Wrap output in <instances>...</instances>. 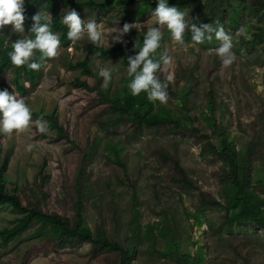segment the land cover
<instances>
[{
	"label": "rangeland",
	"instance_id": "374dc122",
	"mask_svg": "<svg viewBox=\"0 0 264 264\" xmlns=\"http://www.w3.org/2000/svg\"><path fill=\"white\" fill-rule=\"evenodd\" d=\"M57 1L60 13L65 7L73 8L82 21L94 17L105 28L116 18V27H121L129 14L120 7L78 9L73 2L64 6L62 0ZM182 11L185 19L194 18V9ZM149 18L130 24L143 34L147 26L155 24ZM225 24V31L232 34L234 53L228 66L222 65L213 51L218 46L215 40L196 44L185 37L186 30L180 45L161 26L159 52H166L171 59L161 66L159 75L171 85L179 77L182 88V72L191 74V91L180 93V88L171 86L166 88L164 103L154 102L156 111L167 108L189 126L179 132L169 127L145 128L133 135L129 124L105 125L116 115L96 92L75 85L79 79L94 87L96 78L72 65L88 58L89 66L97 72L100 61L112 72L103 87L110 94H122L128 78L127 62L123 57L90 54L92 43L86 37L68 46L59 45L56 56L39 69L37 84L30 87L25 82L28 91L19 93L26 97L32 120L47 121L48 130L41 133L30 123L11 133L0 132V170L6 188H16L24 206L33 201L47 213L73 219L79 194L76 180L84 170L80 193L85 192L83 213L88 225L94 230L104 223L111 238L133 248V264H264V229L221 228L224 210L208 206L204 200L226 204L228 192L218 178L220 163L211 154H201L207 142L217 145L222 132L237 150L259 139L264 151V44L254 49L247 45L259 26L264 27V21L251 17L243 8L238 14H228ZM0 33L9 42L22 36L12 32L11 25L0 28ZM129 38L135 40L129 32L122 43L128 46ZM99 45L115 44L109 39ZM12 77L11 69L0 70V84L6 89H13ZM37 113L54 114L64 135ZM162 154L178 159L192 186L176 181L173 161ZM252 188L264 203L261 162L254 163ZM202 193L206 197L202 198ZM20 216L17 209L2 207L0 231L11 228ZM37 229L38 224L33 225L7 245L0 237V264H112L114 260L113 254L93 256L88 243L59 247Z\"/></svg>",
	"mask_w": 264,
	"mask_h": 264
},
{
	"label": "trees",
	"instance_id": "16d2710c",
	"mask_svg": "<svg viewBox=\"0 0 264 264\" xmlns=\"http://www.w3.org/2000/svg\"><path fill=\"white\" fill-rule=\"evenodd\" d=\"M64 6H69L72 2L78 9L98 8L106 11L112 7H120L124 10H129L126 16V21L132 23L135 20L143 19L150 15V10L155 7L156 0H62ZM169 5H174L178 9L185 8L194 9V19L198 23H211L219 21L224 29L225 21L228 14L234 12L238 14L241 9H246L250 16L257 18L259 21H264V0H168ZM231 9L232 11H230ZM40 10H47L52 16V31L60 36V45L68 46L70 40L66 38V26L59 23L60 5L57 0H25L24 3V22L25 28L28 30L31 25V16ZM235 24L238 20H234ZM236 26V25H235ZM130 34L135 37L127 39L128 46L123 43H117L112 47H103L92 44L90 54H97L100 57H123L127 62V57L135 54L133 44L142 40V33L137 29L132 28ZM185 37L191 40L190 33L187 32ZM9 41L2 35L0 37V70L11 69L13 72L12 85L13 89L8 91H17L24 94L29 88L25 86V82L34 87L40 75L38 70H29L26 66H14L10 63L7 53L11 50ZM162 44V39L160 47ZM264 44V27L259 26L258 32L254 35L252 41L247 42V45L254 49L256 46ZM160 47L157 49L159 53ZM34 58H39L36 53ZM48 58L45 59V61ZM44 62L42 63V65ZM72 68L81 69L84 75L93 76L96 78V85L90 86L86 81L75 82L77 87H81L88 91H94L98 95V99L106 103L108 108L116 115L114 121L108 122L105 125L117 127L120 124H129L132 127L133 135L141 134L146 129L171 128L173 132L187 129L189 126L181 121L179 117L167 108L155 110L154 102H149L144 92L136 96H132L126 85L123 87L122 94L110 92L102 85V78L98 77L96 72L89 66L88 58L72 65ZM156 75L170 89H179L180 78L175 77L172 85L164 77L159 75V70ZM189 74L188 76H190ZM186 71L182 72L181 78L184 79L181 92L191 91L190 81ZM130 79L125 80L126 83ZM5 84H0V89H5ZM46 120L52 123V126L59 131L62 136V127L59 125L58 119L54 114L44 115L37 113ZM220 132V131H219ZM64 135V134H63ZM218 144L214 145L207 142L202 150L203 156L211 154L215 161L220 163V172L218 178L227 188L226 204H221L215 199H204L206 205L218 207L224 210V221L221 228L236 227H252L264 229V203L260 195L252 188V172L255 162H261L264 167V151L259 139L252 140L237 150L233 142L229 141L222 132L219 133ZM165 155L173 161L175 171H177V182L191 185L187 178L185 170L180 166L178 159L172 158L169 154ZM89 156V155H88ZM262 160V161H261ZM84 170H80L76 180V186L79 194L75 203V215L73 219L62 216L59 213H47L43 211L36 202L28 201L24 206L17 195V189L11 190L6 188V178L0 170V209L5 206H11L22 213V216L15 220L11 228H5L0 231L2 243L7 245L10 241L20 237L28 231L33 225L38 224V233L45 235V238L59 247H78L85 243L91 245L93 256L100 254L115 255L112 264H133L135 250L131 247H125L118 240L109 236L106 226L101 223L94 230L88 225L83 210V194L80 189L84 183ZM206 197L202 193V198Z\"/></svg>",
	"mask_w": 264,
	"mask_h": 264
},
{
	"label": "clouds",
	"instance_id": "9594fccd",
	"mask_svg": "<svg viewBox=\"0 0 264 264\" xmlns=\"http://www.w3.org/2000/svg\"><path fill=\"white\" fill-rule=\"evenodd\" d=\"M25 0H0V28L11 25V31L22 34L10 43L11 50L7 53L10 63L14 66H26L29 70H38L46 58L56 56L60 45V36L52 31V16L47 10H40L31 16V25L27 34L23 22ZM184 11L168 0H156L155 7L150 10L149 20L155 21L153 26H147L142 40L133 44L136 50L134 55L127 57L126 74L130 78L126 87L132 96L141 92L149 102L164 103L167 100V85L156 75L162 65L170 63L166 52H157L160 47L162 32L161 26L168 30L169 37L180 45L184 44L183 36L187 30L191 41L196 44L215 40L217 45L213 51L220 58L222 65L228 66L234 60L232 52V34L225 31L219 21L198 23L194 18L185 19ZM191 21V22H189ZM59 23L66 26V38L70 41H79L86 37L94 45L107 43H122V37L136 25L124 22L116 27L119 19L112 21V26L105 28L94 17L81 20L77 11L65 7L59 16ZM237 31H242L237 29ZM114 34V35H113ZM2 37V33H0ZM39 58H34L35 54ZM97 76L102 78V85L107 86L111 79V68L97 61ZM31 109L25 96L8 89H0V132L11 133L34 124L36 130L43 133L48 130L47 121L37 118L32 120Z\"/></svg>",
	"mask_w": 264,
	"mask_h": 264
}]
</instances>
